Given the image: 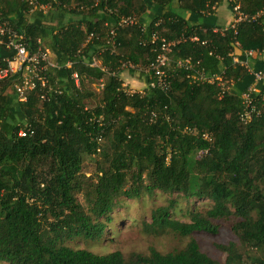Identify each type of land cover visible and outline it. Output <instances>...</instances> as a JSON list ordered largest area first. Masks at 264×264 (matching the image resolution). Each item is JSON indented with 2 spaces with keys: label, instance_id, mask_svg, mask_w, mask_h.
Listing matches in <instances>:
<instances>
[{
  "label": "trees",
  "instance_id": "trees-1",
  "mask_svg": "<svg viewBox=\"0 0 264 264\" xmlns=\"http://www.w3.org/2000/svg\"><path fill=\"white\" fill-rule=\"evenodd\" d=\"M43 1L51 3L46 11L32 0H0V18L24 33L31 51L49 46L60 63L72 62L50 67L46 85L25 99L18 76L0 80V262L214 264L194 233L226 226L235 238L216 244L226 262L264 264V102L255 96L252 118H242V93L254 79L230 66L229 54L244 57L252 47L251 62L264 69V0H237L255 17L237 33L216 14L229 0ZM123 17L133 22L121 24ZM8 53L0 45V57ZM160 54L170 57L161 81L154 74L145 89L125 85L123 67L147 76L130 65L151 67ZM187 57L195 67L177 63ZM196 69H226L230 90L219 95L193 78ZM147 195L163 201L142 230L189 236L183 247L142 254L89 247L113 239L130 203ZM179 211L188 219L174 217Z\"/></svg>",
  "mask_w": 264,
  "mask_h": 264
},
{
  "label": "built area",
  "instance_id": "built-area-1",
  "mask_svg": "<svg viewBox=\"0 0 264 264\" xmlns=\"http://www.w3.org/2000/svg\"><path fill=\"white\" fill-rule=\"evenodd\" d=\"M35 5H38L41 9L46 11L49 8V4L43 0H32ZM233 5H231V16L230 24L234 29V32L237 33V25L243 22H249L253 20V16L248 15L242 9L237 0H229ZM260 14V13H258ZM123 22H133V19L122 18L120 23ZM220 30L223 33L225 32L226 27L215 28V30ZM192 40H198L199 37L196 34L190 36ZM181 39L171 40L169 42H164L162 47L163 49L170 51L171 46L179 43ZM235 43L238 46L239 41L235 39ZM0 45H4L8 50V55L1 56V60L4 62V65L0 67V80L6 78H16L18 80L15 82V88L20 94L22 99L26 98V93L31 88H34L38 83L42 86L46 85L47 75L46 71L49 67L61 68L63 66L71 67L72 62L68 61L66 63H60L54 56L53 50L49 46L39 47L37 50L31 51L26 43L24 33L15 27L11 22L3 17L0 18ZM254 48H247L245 50V56L242 57L238 55L235 50L230 51L231 56V65L234 68L243 67L245 68L252 76L253 82L249 87L242 93V98L244 102V108L242 111V118L249 120L252 118V113L256 109V97L261 96L264 99V91L261 90L260 85L264 83V69L254 66L250 60L249 55L255 53ZM170 60V57L166 54H160L157 58L156 63L151 67H142L139 64H131L130 67L137 68L140 71H144L147 74V77L151 78L154 74L158 77L157 80L161 81L164 70L162 66L167 64ZM177 63L180 66H185L189 68L195 67L192 63V59L187 57L186 59L180 58L177 60ZM92 65H97V61L94 60L91 63ZM75 81L78 83L79 74L74 72L72 75ZM145 76V75H143ZM193 78L198 81H209L211 84H214L215 87L219 90L218 94L223 95L224 92L229 89L233 83V80L226 79V69L220 71H206L205 69H196L193 73ZM146 82V81H145ZM156 80H151L150 85H155ZM147 84V83H146ZM185 130L196 132L195 129L191 127H186ZM202 137L208 138L209 134L203 132Z\"/></svg>",
  "mask_w": 264,
  "mask_h": 264
},
{
  "label": "rangeland",
  "instance_id": "rangeland-1",
  "mask_svg": "<svg viewBox=\"0 0 264 264\" xmlns=\"http://www.w3.org/2000/svg\"><path fill=\"white\" fill-rule=\"evenodd\" d=\"M49 7H51V3L49 4ZM150 11L151 10L147 11L145 15L146 19L149 18ZM121 77L123 78L125 85L129 86L130 88L134 90L145 89V81L147 79V76H142L140 74L133 73V70L129 68V66L123 67ZM96 87L97 90L98 88H102V84L99 80L98 82H96ZM261 100L264 102V99L261 98ZM162 201L163 196H158L155 199H151L150 196L147 195L146 198L143 200L130 203L129 209L127 210V219L125 220L124 224L120 226L119 233L116 234V236L110 240L109 238H104L102 241H92L90 242L89 247L91 246V249L96 252H107L114 249H121L124 252L136 251L140 254L146 253L150 246H156L162 251H168L176 246L183 247L187 243L189 236H180L166 231L145 232L144 230H142L141 220L147 219L149 221V217L147 216L148 211L153 205ZM195 203L196 205H200L203 203V200L196 201ZM190 205L191 204L182 202L183 207ZM134 217H136L138 220L135 224L129 226V219ZM174 217H177L182 220L188 219L184 211H179ZM194 234L199 241V246L201 250L207 253L213 259H215L214 264H228L226 262V252L219 249L216 244L218 242H226L230 239L235 238V234L230 228L223 226L218 233L199 231L195 232ZM109 236H111V234H109ZM0 264L7 263L0 262Z\"/></svg>",
  "mask_w": 264,
  "mask_h": 264
},
{
  "label": "crops",
  "instance_id": "crops-1",
  "mask_svg": "<svg viewBox=\"0 0 264 264\" xmlns=\"http://www.w3.org/2000/svg\"><path fill=\"white\" fill-rule=\"evenodd\" d=\"M154 11V10H153ZM216 14L225 17L227 20H230V16H231V10L229 8L228 3L222 2L217 8H216ZM146 19V18H145ZM148 19V18H147ZM146 83V82H145Z\"/></svg>",
  "mask_w": 264,
  "mask_h": 264
},
{
  "label": "bare ground",
  "instance_id": "bare-ground-1",
  "mask_svg": "<svg viewBox=\"0 0 264 264\" xmlns=\"http://www.w3.org/2000/svg\"><path fill=\"white\" fill-rule=\"evenodd\" d=\"M49 68H50V67H49ZM49 68H48V69H49Z\"/></svg>",
  "mask_w": 264,
  "mask_h": 264
}]
</instances>
